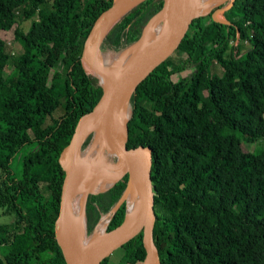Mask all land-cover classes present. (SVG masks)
I'll return each instance as SVG.
<instances>
[{
    "label": "trees",
    "instance_id": "trees-1",
    "mask_svg": "<svg viewBox=\"0 0 264 264\" xmlns=\"http://www.w3.org/2000/svg\"><path fill=\"white\" fill-rule=\"evenodd\" d=\"M114 1L0 0V32L17 24L10 50L0 36V210L13 216L0 224L2 264H66L55 238L65 177L59 158L103 93L82 53ZM162 5L132 7L106 33L102 50L134 44ZM26 20L27 30L20 27ZM187 70L171 89L163 86ZM130 104L128 146L152 148L160 264H264V147L244 146L264 141V0H225L194 18ZM196 112L205 116L200 123ZM128 178L90 194L88 235L108 213V230L123 222L126 201L112 210ZM120 250L117 264H140L143 232Z\"/></svg>",
    "mask_w": 264,
    "mask_h": 264
},
{
    "label": "water",
    "instance_id": "water-1",
    "mask_svg": "<svg viewBox=\"0 0 264 264\" xmlns=\"http://www.w3.org/2000/svg\"><path fill=\"white\" fill-rule=\"evenodd\" d=\"M162 1L161 10L148 21L140 38L127 49L135 46L141 40L145 29L157 15L161 16L162 24L166 27L165 34L155 39L143 50L135 53L117 76L113 79L110 78L96 61L93 62L91 67L86 66L90 72L98 77L99 83L103 87V93L95 105L78 119L74 126L71 140L59 158L65 171V177L62 185L59 213L55 221V238L62 250L66 264H101L103 260L110 257L140 232H143L145 247V254L140 264H160L154 240V226L157 215L152 183V148L145 145L129 147L128 122L125 132H122L119 118L125 107L131 105V97L139 84L180 46L193 19L207 14L190 17L185 11L188 0ZM224 1L222 0V2ZM138 3L127 9L129 0H115L113 5L100 15L85 42L82 53V60L85 65H87L85 54L89 38L94 35L96 51L99 53L102 50L103 39L109 29L124 13ZM106 14L110 15V19L105 23H101V19ZM101 76L106 81H103ZM99 127L103 129L104 136L113 148L116 158L125 165L123 175L115 183L125 175L129 177L125 193L112 212H115L123 201H126L125 194L130 187L135 189L139 195V207L134 214H128L126 202L125 218L120 225L112 230L107 229L112 216L111 213L104 215L99 222L105 219V233L84 243L81 236V228L74 224L71 207L76 196L78 184V157L83 151L86 142L89 139L91 140L94 132ZM63 160H67V162L64 163ZM97 193L99 192L87 190L82 199L84 235L88 238L93 235L99 222L93 232L88 235L86 204L90 194Z\"/></svg>",
    "mask_w": 264,
    "mask_h": 264
},
{
    "label": "bare ground",
    "instance_id": "bare-ground-1",
    "mask_svg": "<svg viewBox=\"0 0 264 264\" xmlns=\"http://www.w3.org/2000/svg\"><path fill=\"white\" fill-rule=\"evenodd\" d=\"M139 1L140 0H129L127 9ZM221 2L222 0H188L185 11L190 17H194L208 13L211 11L210 9L213 6L219 5ZM109 19L110 15L106 14L101 19V23H105ZM165 32L166 27L162 24L161 16L157 15L145 29L141 40L135 46L119 54H115L111 50H101L97 53L95 38L94 35H92L87 43V50L85 54L86 66L91 67L93 62L96 61L101 65L110 78L113 79L120 73L135 53L146 48L155 39L164 35ZM101 79L106 81L102 76ZM130 117L131 109L130 105H128L125 107L119 118L120 130L122 132H125L126 124ZM63 161L64 163L67 162V160ZM124 170L125 165L121 162V160L116 158L113 148L104 136L103 129L99 127L94 132V135L92 136L86 149L82 151L78 157V184L76 187V196L71 207L74 224L81 228V236L84 243H87L91 238L101 236L106 231V222L105 219H103L97 224L95 231L90 238L84 235L82 199L85 192L87 190H91L93 192H102L107 190L120 176L123 175ZM125 198L127 202L128 214H134L139 207V195L137 191L130 187L125 194Z\"/></svg>",
    "mask_w": 264,
    "mask_h": 264
},
{
    "label": "rangeland",
    "instance_id": "rangeland-1",
    "mask_svg": "<svg viewBox=\"0 0 264 264\" xmlns=\"http://www.w3.org/2000/svg\"><path fill=\"white\" fill-rule=\"evenodd\" d=\"M222 3L223 2H221L219 5H221ZM219 5H215V6H219ZM215 6H213V7H215ZM16 25H13V26H5L2 29V31L0 32V36L6 42L7 49L8 50H10V47H12L14 45V30L16 28ZM29 26H30V20H26V21H23L22 23H20V27H22L25 30H27ZM0 49H2V48L0 47ZM102 51H110V50H102ZM112 52L115 53V54H119V52H114V51H112ZM12 68H13L12 63L9 61L8 62V65L6 67V70H5V74L9 73L12 70ZM188 73H189V70L183 71L181 73H175V74H173L172 75V84H165L163 86L165 88H167V89H171L173 87V84L175 82H177V80H179V78H182V77L186 76ZM130 109H131V117H130V119H131L134 116L131 105H130ZM194 117H195V120H196L197 123H200L205 118V116L202 113H200V112H196L194 114ZM136 120L139 121V122H142V123H144L146 125H148V122L143 117L137 116ZM244 146H245V148L248 151L258 153L264 147V141L263 140H259V141H256L254 143H251V144H246L245 143ZM114 161H115V159H114ZM17 164H21V155H19V156H17L15 158V164L14 165L17 166ZM12 219H13V216L7 215V214H3L2 211L0 210V224L10 223L12 221ZM121 255H122V251L120 249L117 250V251H115L110 256V259H109L108 264H117V262L119 261ZM2 263H3V255H2V252H1V249H0V264H2Z\"/></svg>",
    "mask_w": 264,
    "mask_h": 264
}]
</instances>
